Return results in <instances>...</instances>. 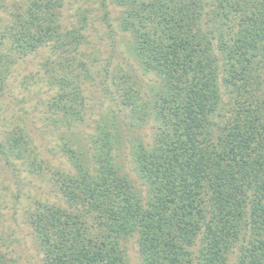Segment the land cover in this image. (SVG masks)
I'll list each match as a JSON object with an SVG mask.
<instances>
[{"label":"trees","instance_id":"16d2710c","mask_svg":"<svg viewBox=\"0 0 264 264\" xmlns=\"http://www.w3.org/2000/svg\"><path fill=\"white\" fill-rule=\"evenodd\" d=\"M67 1L28 0L11 37L20 55L47 42L64 55L47 110L70 127L82 119L78 71L88 70L67 56L86 26L78 9L79 24L61 28ZM111 3L147 102L129 76L113 77L116 92L152 119L150 140L128 151L132 177L114 115L96 124L88 154L62 147L72 168L52 174L61 204L37 202L26 218L40 264H129L132 239L137 264H264V0ZM6 57L0 50V93ZM8 140V153L41 173L27 141ZM0 264L15 262L0 252Z\"/></svg>","mask_w":264,"mask_h":264},{"label":"rangeland","instance_id":"374dc122","mask_svg":"<svg viewBox=\"0 0 264 264\" xmlns=\"http://www.w3.org/2000/svg\"><path fill=\"white\" fill-rule=\"evenodd\" d=\"M27 6L28 0H0V33L6 34L0 40V50L7 56L3 63L6 77L0 93V252L15 264H40L26 218L37 202L61 204L52 174L56 170L67 172L72 168L62 147L67 145L76 151L82 147L88 154L96 124L114 115V122L120 124L118 160L124 172L128 171L132 177L127 164L128 151L136 141L150 140L152 119L143 116L142 111L132 114L121 104L120 92H116L118 86L113 77L129 76L137 82L138 102H147L145 78L129 57L130 37L128 33L120 32V12L111 0H68L64 4L61 28L70 29L79 24L81 14H76L78 9L86 16V26L81 30L84 41L67 56H70L73 67L78 61L84 62L88 73L82 69L78 71L83 98L82 119L72 121L68 127L50 113L48 101L58 91L50 84L51 76L61 74L67 65L66 62L59 65L64 55L55 49L53 42H47L26 55L14 50L12 26L17 13L27 19ZM146 109L148 111V107ZM18 135L27 141L28 150L42 160L41 173L30 171L27 160H18L8 153V138H17ZM126 248L128 263L137 264L133 239L126 243ZM233 260L234 256H230L229 264Z\"/></svg>","mask_w":264,"mask_h":264}]
</instances>
